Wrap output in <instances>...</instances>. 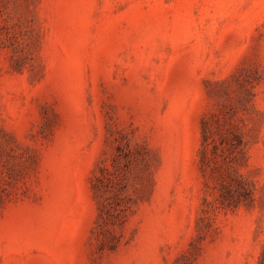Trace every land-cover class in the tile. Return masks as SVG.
<instances>
[{"label":"rangeland","instance_id":"obj_1","mask_svg":"<svg viewBox=\"0 0 264 264\" xmlns=\"http://www.w3.org/2000/svg\"><path fill=\"white\" fill-rule=\"evenodd\" d=\"M263 251L264 0H0V264Z\"/></svg>","mask_w":264,"mask_h":264},{"label":"trees","instance_id":"obj_2","mask_svg":"<svg viewBox=\"0 0 264 264\" xmlns=\"http://www.w3.org/2000/svg\"><path fill=\"white\" fill-rule=\"evenodd\" d=\"M205 141H206V138H205ZM202 163L204 164V157L202 159ZM94 188H95V190L98 191V187H97L96 184H95ZM242 196L243 195H239L237 197V199L234 200V202L228 203L227 206H230V207H233V208H238L244 202L243 200H247V197H242ZM249 198L251 199V196ZM222 204L224 205L225 203H222ZM259 264H264V251L262 252V254L259 257Z\"/></svg>","mask_w":264,"mask_h":264}]
</instances>
